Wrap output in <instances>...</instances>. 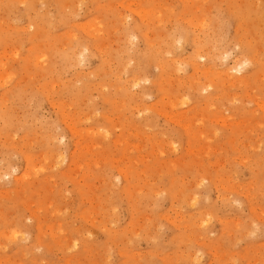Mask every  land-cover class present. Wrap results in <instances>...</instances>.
I'll list each match as a JSON object with an SVG mask.
<instances>
[{"label":"rangeland","instance_id":"1","mask_svg":"<svg viewBox=\"0 0 264 264\" xmlns=\"http://www.w3.org/2000/svg\"><path fill=\"white\" fill-rule=\"evenodd\" d=\"M0 177V264H264V0H0Z\"/></svg>","mask_w":264,"mask_h":264},{"label":"bare ground","instance_id":"2","mask_svg":"<svg viewBox=\"0 0 264 264\" xmlns=\"http://www.w3.org/2000/svg\"><path fill=\"white\" fill-rule=\"evenodd\" d=\"M83 1H84V0H83ZM68 2H69V1H68ZM130 3H131V2H130ZM256 5H257V4H256ZM244 6H245V4H244ZM67 7H68V6H67ZM67 7H66V8H67ZM231 9H232V8H231ZM66 10H67V9H66ZM141 10H142V9H141ZM142 12H143V11H142ZM142 12H141V13H142ZM75 13H76V12H75ZM138 13H139V12H138ZM147 13H148V12H147ZM150 13H151V12H150ZM154 13H155V12H154ZM236 15H237V14H236ZM140 17H141V16H140ZM141 19H142V18H141ZM160 21H161V20H160ZM202 22H203V21H202ZM158 23H159V22H158ZM159 24H160V23H159ZM156 25H157V24H156ZM158 27H159V26H158ZM90 28H91V27H90ZM96 28H97V27H96ZM198 28H199V27H198ZM96 30L98 31V29H96ZM91 32H92V31H91ZM109 32H110V31H109ZM99 33H101V32H99ZM90 34H91V33H90ZM92 34H93V33H92ZM144 35H145V34H144ZM90 37H91V36H90ZM173 37H174V36H173ZM176 37L178 38V40H181V37H182V36H181V34L178 33V34L176 35ZM154 38H155V37H154ZM172 41H174V40H172ZM170 43H171V42H170ZM149 44H150V43H149ZM130 52H131V51H130ZM67 53H68V52H67ZM82 53H83V52H81L80 54H78V56L81 55ZM45 54H46V53H45ZM76 54H77V53H76ZM40 55H41V54H40ZM41 56H43V58H45L44 55H41ZM41 56H39V58H40ZM81 56H82V55H81ZM39 58H38V59H39ZM43 58H40V59H39V60L41 61L40 63H42V62L44 61ZM47 58H48V57H47ZM191 62H192V61H191ZM246 62H247V61H246ZM35 63H36V62H35ZM38 63H39V62H38ZM139 63H140V62H139ZM176 64H177V63H176ZM243 64H245V62H243L242 65H239V68H240V69H241V68L244 69V68H243ZM38 65H39V64H38ZM175 66H176V65H175ZM242 69H241V70H242ZM235 70H236V69H235ZM197 71H198V70H197ZM237 71H238V69H237ZM229 72H230V71H229ZM231 72H232V71H231ZM240 72H241V71H240ZM238 73H239V72H238ZM230 74H231V73H230ZM235 74H236V73H235ZM228 75H229V74H228ZM233 75H234V74H233ZM228 77H229V76H228ZM234 77H236V76H234ZM137 78L140 79L139 77H137ZM132 79H133V78H132ZM134 79H136V78H134ZM138 79H136V80H138ZM136 80H134V81H136ZM234 80H235V81H230L229 84L234 85L235 83H240V82H242V81L244 80V78H243V79H241V78H239V79H238V78H235ZM131 81H132V80H131ZM227 81H228V80H227ZM136 82H139V81H136ZM135 84H136V83H135ZM206 84H207V85H202L203 88L201 89V91L204 89V87H205V88H206V87L209 88V87L212 85V83H211L210 81H209L208 83H206ZM202 86L199 87V90H200V88H201ZM133 87H134V86H133ZM118 88H119V87H118ZM197 89H198V88H197ZM206 90H207V89H206ZM196 91H198V90H196ZM204 92H205V89H204ZM127 93H129V92H126L125 89H123V88L121 89V88H120V94H122V95H124V96H126V97L128 98L129 95L127 96ZM183 99H184V98H183ZM184 100H185V99H184ZM182 101H183V100H182ZM182 101L180 102L181 104L183 103ZM211 101H212V100H211ZM183 105H184V103H183ZM123 106H124V105H123ZM171 107H172V106H171ZM180 119H181V118H180ZM172 120H173V119H172ZM177 120H178V119H177ZM177 120H176V121H177ZM200 121H201V120H200ZM185 129H186V128H185ZM88 131H90V130H88ZM200 136H201V135H200ZM171 147H172V146H171ZM58 159H59V158H58ZM41 168H42V167H41ZM12 170H13V169H12ZM6 175H7V174H6ZM1 176H2V174H1ZM5 177H6V176H5ZM7 177H9V175H8ZM0 178H1V177H0ZM2 178H3V177H2ZM23 179H24V178H23ZM205 220H206V219H205ZM202 221H203V220H202ZM203 223H204V221H203ZM205 223H206V222H205ZM17 234L19 235V233L13 231L12 234H11V237H12L13 239H14V238H17ZM9 236H10V235H9ZM25 239H26V238H25ZM17 240H18V239H17ZM19 240H20V239H19ZM26 240H27V239H26ZM14 241H15V240H14ZM20 241H21V240H20ZM73 244H74V243H73ZM73 246H74V245H73Z\"/></svg>","mask_w":264,"mask_h":264},{"label":"clouds","instance_id":"3","mask_svg":"<svg viewBox=\"0 0 264 264\" xmlns=\"http://www.w3.org/2000/svg\"><path fill=\"white\" fill-rule=\"evenodd\" d=\"M225 59H227V57H225ZM248 63H250V62H246V64H248ZM237 74H239V73H237Z\"/></svg>","mask_w":264,"mask_h":264}]
</instances>
